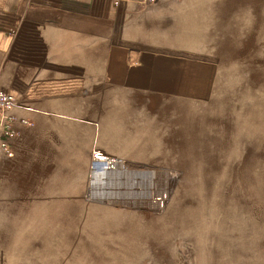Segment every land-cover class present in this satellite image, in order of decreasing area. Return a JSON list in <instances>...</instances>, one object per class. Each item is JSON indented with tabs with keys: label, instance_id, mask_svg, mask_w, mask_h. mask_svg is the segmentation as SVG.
<instances>
[{
	"label": "rangeland",
	"instance_id": "rangeland-1",
	"mask_svg": "<svg viewBox=\"0 0 264 264\" xmlns=\"http://www.w3.org/2000/svg\"><path fill=\"white\" fill-rule=\"evenodd\" d=\"M139 2L167 46L96 79L86 166L47 158L0 264H264V0ZM113 115L131 152L96 142Z\"/></svg>",
	"mask_w": 264,
	"mask_h": 264
},
{
	"label": "crops",
	"instance_id": "crops-1",
	"mask_svg": "<svg viewBox=\"0 0 264 264\" xmlns=\"http://www.w3.org/2000/svg\"><path fill=\"white\" fill-rule=\"evenodd\" d=\"M145 8L138 0H0V91L15 93L29 107L18 117L30 121L17 122L13 155L0 154V215L13 216L46 179L47 158L51 170L57 161L86 166L96 79L126 76L138 52L167 46L140 31L150 25L138 21Z\"/></svg>",
	"mask_w": 264,
	"mask_h": 264
},
{
	"label": "built area",
	"instance_id": "built-area-1",
	"mask_svg": "<svg viewBox=\"0 0 264 264\" xmlns=\"http://www.w3.org/2000/svg\"><path fill=\"white\" fill-rule=\"evenodd\" d=\"M155 1V0H148ZM27 109L28 106L18 99L12 91H0V154L13 155L11 139L17 134V122L30 123L27 118H19L16 109Z\"/></svg>",
	"mask_w": 264,
	"mask_h": 264
},
{
	"label": "bare ground",
	"instance_id": "bare-ground-1",
	"mask_svg": "<svg viewBox=\"0 0 264 264\" xmlns=\"http://www.w3.org/2000/svg\"><path fill=\"white\" fill-rule=\"evenodd\" d=\"M116 115V114H115ZM106 118V131L102 133V136L99 134L96 136V142H102L105 138H108V142H110L109 146H115L117 152L121 151H129L134 148V139L126 138L125 134L120 135L121 127L118 115ZM104 118V119H105ZM100 125L98 124L97 130H100ZM111 161V159H109ZM102 163V162H100Z\"/></svg>",
	"mask_w": 264,
	"mask_h": 264
}]
</instances>
